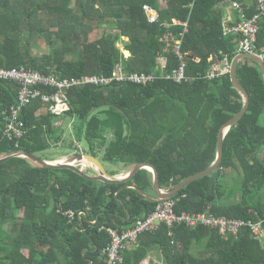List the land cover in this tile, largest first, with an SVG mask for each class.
<instances>
[{"label":"trees","instance_id":"obj_1","mask_svg":"<svg viewBox=\"0 0 264 264\" xmlns=\"http://www.w3.org/2000/svg\"><path fill=\"white\" fill-rule=\"evenodd\" d=\"M225 1L249 5V17L255 13L252 0H166L164 6L159 0H0V68L26 67L70 80L111 77L118 67L159 75L156 60L163 55L170 74L178 65L174 46L181 42L187 81L77 86L69 92L66 115L81 123L78 134L87 150L79 153L112 165L151 164L160 187L172 190L210 166L219 129L243 107L230 75L204 79L218 52L236 58L238 39L222 35L220 5ZM145 5L156 10V24L148 22ZM108 18L113 21L107 23ZM103 26L106 34L91 41L94 28ZM40 35L47 36L52 52L38 59L29 43ZM168 36L172 39L163 41ZM258 48L264 50V28ZM236 77L250 94L247 112L224 140L221 167L173 197L176 214L244 221L258 220L256 213L264 216V79L250 60L239 63ZM17 91L15 84L0 82V155L50 150L51 118L56 116L41 100L23 110L26 135L19 148L3 136L2 112L15 104ZM229 170L242 174L237 198L219 179ZM147 173L141 170L128 183L112 185L88 181L69 169L37 168L23 158L1 164L0 264H107L101 251L111 238L101 229L127 231L155 209L156 203L130 188L150 186ZM69 211L84 217L70 224L64 215ZM152 252L164 264H264V247L249 231L236 239L184 226H160L141 236L140 247L127 251L121 264H148Z\"/></svg>","mask_w":264,"mask_h":264},{"label":"built area","instance_id":"obj_2","mask_svg":"<svg viewBox=\"0 0 264 264\" xmlns=\"http://www.w3.org/2000/svg\"><path fill=\"white\" fill-rule=\"evenodd\" d=\"M252 1L255 5V13L250 17L247 14L249 8L239 1H225L220 5L223 11L221 17L222 35L223 37L235 36L238 39L236 57L256 56L264 64V50L258 48L259 35L264 28V0ZM144 11L148 22L156 24L158 21L156 10L145 5ZM169 39L172 38L170 36L164 37L163 41ZM180 44L181 42H176L174 46L173 53L178 60V65L170 74L167 73L168 58L163 55L156 60L159 75L126 73L121 67H118L111 77L83 76L79 79L70 80L58 79L54 75H47L26 67L20 69L0 68V82L15 84L18 88L15 104L10 105L2 112L3 136L9 141H13L15 147L19 148L20 141L26 135V124L22 117L24 108L35 100H41L52 115H67L71 110L69 92L77 86H106L112 83L147 85L156 80L180 84L187 81L185 76L186 63L180 53ZM232 62L233 60L229 55L218 52L214 55V64L207 71L204 79L213 81L230 75ZM175 207L176 202L173 198L158 202L152 214L136 222L127 231L120 232L102 228L101 231H106L111 238L108 247L101 251V254L107 259V264L123 263L124 254L127 251L140 247V237L156 232L160 226H165L170 230L179 226L191 229L204 227L217 232L223 238L234 237L236 239L244 231H249L255 241H264V216L261 218L257 215L259 220L256 221L230 220L209 214H176L174 212ZM64 215L70 224L74 223L77 218L84 217L83 213L76 214L72 211L66 212Z\"/></svg>","mask_w":264,"mask_h":264},{"label":"water","instance_id":"obj_3","mask_svg":"<svg viewBox=\"0 0 264 264\" xmlns=\"http://www.w3.org/2000/svg\"><path fill=\"white\" fill-rule=\"evenodd\" d=\"M243 60H250L254 63H256L262 71L263 79H264V64L263 62L257 58L256 56H250V55H243L236 57L231 66V73L230 77L231 80L235 86V88L241 93L243 98V107L241 109V112L237 115H235L229 122H227L225 125H222L219 129L218 133V140L216 145V155L214 161L210 164V166L205 169L204 171L194 174L187 179L183 180L178 186H176L174 189L163 192L161 191L160 185H159V177L158 173L154 166L148 163H137L134 164L130 170V172L126 176H117V175H111L106 168H104L102 162L86 153H78L74 156H71L67 160L64 161H49V160H43L39 158L37 155L30 153L25 150H14L10 152H6L0 155V165L7 162L10 159L14 158H23L27 159L34 167L42 168V169H52V170H63V169H69L74 172H76L78 175L83 177L84 179L92 182H100L103 184H112V185H121L126 184L129 181H131L137 173H139L141 170L149 169L152 171L153 174V183L152 188L154 191V198H149L150 201L154 203H158L161 201L169 200L175 197L182 189H184L186 186H188L190 183L199 180L201 178H204L205 176L210 175L215 170H217L219 167H221V164L224 159V140L231 130V128L244 116V114L247 112V109L250 104V94L246 90L244 86L240 84L236 77V69L240 62ZM81 164H86L92 166L95 171L96 175L90 176L86 173H84L83 169L79 167ZM125 188H128L126 186ZM137 191L143 195L142 191L134 187Z\"/></svg>","mask_w":264,"mask_h":264},{"label":"rangeland","instance_id":"obj_4","mask_svg":"<svg viewBox=\"0 0 264 264\" xmlns=\"http://www.w3.org/2000/svg\"><path fill=\"white\" fill-rule=\"evenodd\" d=\"M159 3L164 6L166 0H159ZM112 18H108L107 23H111ZM94 26V24H93ZM107 26V25H104ZM102 27L101 29H95L90 35V40L94 41L98 39L102 34H106L107 27ZM54 30V33H56ZM55 38L54 36H52ZM127 42V40H126ZM31 53L34 57L41 59L48 56L52 52V47L48 45L47 36L40 35L31 39L29 43ZM123 49V46H119ZM74 58H69L72 60ZM52 124L55 128V133L51 136L52 147L50 150L45 152L37 153V156L43 160H59L64 161L79 153V148L81 150L87 149V145L84 141L83 136L79 137L78 128L81 125L77 118L69 119L66 115L52 117ZM262 123L264 124V116L262 118ZM264 150V148H263ZM264 154V152H263ZM36 155V154H35ZM103 163L104 168L110 174H118L123 170L122 164L112 165L109 163ZM220 182L224 185L225 190L233 198H237L240 195L241 185H242V174L237 172L224 173L219 177Z\"/></svg>","mask_w":264,"mask_h":264},{"label":"crops","instance_id":"obj_5","mask_svg":"<svg viewBox=\"0 0 264 264\" xmlns=\"http://www.w3.org/2000/svg\"><path fill=\"white\" fill-rule=\"evenodd\" d=\"M248 8H250L249 7V5H248ZM250 10V9H249ZM125 57L126 58H129L130 57V54L129 53H125ZM80 149V148H79ZM81 150V149H80ZM84 151L85 150H87V149H83ZM82 151V150H81ZM81 153H85V152H81ZM86 154H88V153H86ZM99 159V158H98ZM100 160V159H99ZM49 161H59L58 159L56 160H49ZM103 164V163H102ZM123 165V164H122ZM133 166V165H132ZM132 166H126V165H124L123 166V170L120 172V173H118V174H116L117 176H126L129 172H130V170H131V168H132ZM79 167L80 168H82L83 169V171H84V173H85V169H86V171H87V174L88 175H90V176H95L96 175V171H95V169L92 167V166H90V165H86V164H81V165H79ZM145 171H147L148 173H147V180H148V183H149V185L150 186H148L147 185V187L145 188V190L144 191H142V193H143V197L144 198H146V199H148L149 201H150V199L149 198H154V191H153V188H152V183H153V174H152V171H150L149 169H145ZM231 173V171L229 170V171H227L226 173ZM112 175V174H111ZM128 187H130V186H128ZM134 187H137L138 188V186L136 185V184H134ZM131 189H134L133 188V186L132 187H130ZM161 188V191H163V192H168V191H170L169 189H166V188H163V187H160ZM136 190V189H135ZM149 197V198H148ZM256 217H257V213L256 214H254ZM259 216V215H258ZM260 217V216H259ZM259 220V219H258ZM92 223H94V222H92ZM91 223V224H92ZM119 227H124V224H121ZM132 227H130L129 229H131ZM128 229V230H129ZM114 230V229H113ZM118 231V230H117ZM258 242V241H257ZM260 244H261V246H263L264 247V241H261V242H259ZM148 264H164V262L162 261V259L160 258V256L158 255V253L157 252H152V253H150L149 254V263Z\"/></svg>","mask_w":264,"mask_h":264}]
</instances>
